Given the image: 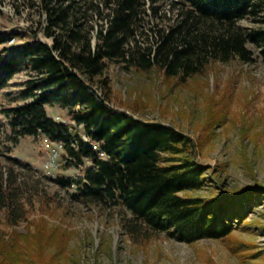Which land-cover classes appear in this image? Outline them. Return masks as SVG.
Instances as JSON below:
<instances>
[{"label":"trees","instance_id":"1","mask_svg":"<svg viewBox=\"0 0 264 264\" xmlns=\"http://www.w3.org/2000/svg\"><path fill=\"white\" fill-rule=\"evenodd\" d=\"M15 1L17 13L25 7L35 17L19 31L0 30V93L16 73H30L25 102L4 109L11 146L41 135L59 142L66 167L82 170L60 184L76 185L72 197L81 205L124 208L141 226L187 242L231 235L264 190L196 194L207 170L197 159L196 140L136 117L155 106L146 91H132L127 109L113 104L106 68L116 63L134 75L160 78L167 92L196 86L208 101L203 130L210 137L228 120L229 95L227 89L218 97L205 91L209 79L201 77L218 61L264 62V0ZM165 6L179 14L163 26ZM245 18L252 24L240 25ZM94 85L101 100L89 92ZM54 106L66 111L70 124L49 114ZM3 145L0 140V264H49L48 248L65 251L71 232L45 215L32 217L36 200L41 213L49 211L51 196L32 184L23 170L29 167L7 156L10 147Z\"/></svg>","mask_w":264,"mask_h":264},{"label":"rangeland","instance_id":"2","mask_svg":"<svg viewBox=\"0 0 264 264\" xmlns=\"http://www.w3.org/2000/svg\"><path fill=\"white\" fill-rule=\"evenodd\" d=\"M15 5V0H0V30L19 31L20 26L32 24L35 16L30 17L25 7H21V14L17 13ZM162 11L169 16L160 23L163 26L173 23L179 14L168 6ZM251 24L248 18L240 21L242 26ZM106 73L111 78L113 104L117 107L127 109L126 101L136 94L132 97V91H146L155 106L134 112L136 117L174 126L196 140L197 159L207 166L205 186L196 194L233 196L235 192L249 188L264 190L262 59L214 62L209 73L201 77L209 79L205 91L218 97L227 89L229 95L228 120L216 126L210 137L203 130L208 101L196 86L167 92L160 78L153 80L149 76L134 75L116 63H109ZM29 76L27 69L16 73L0 93V140L3 146L10 147L7 156L29 167L23 170L32 184L51 196L49 211L43 213L36 200L38 196H35L32 217L45 215L50 224L62 225L71 232L65 251L57 246L48 248L49 264H264V193L255 196L254 207L231 235L200 237L193 242L145 228L124 208L100 209L75 201L72 194L76 185L64 187L60 180L78 177L82 170L66 167V150L59 142L44 135L21 139L15 146L7 141L10 124L4 109L25 102L22 93ZM48 111L56 120L70 124L64 109L54 106ZM79 127L82 138L87 139L82 126ZM85 164L89 161L85 160ZM20 229L25 230L24 225ZM237 244L242 246V250L235 253L232 249Z\"/></svg>","mask_w":264,"mask_h":264},{"label":"built area","instance_id":"3","mask_svg":"<svg viewBox=\"0 0 264 264\" xmlns=\"http://www.w3.org/2000/svg\"><path fill=\"white\" fill-rule=\"evenodd\" d=\"M89 92L95 94L98 100H101L103 98V93L97 85L90 87ZM81 126H83V124H81ZM86 137H87V135H86ZM85 140H87V139H85ZM54 155L56 156L57 152H55Z\"/></svg>","mask_w":264,"mask_h":264}]
</instances>
